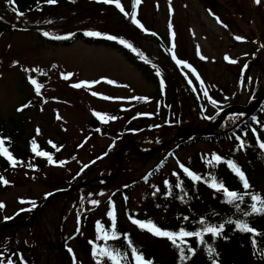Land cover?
Listing matches in <instances>:
<instances>
[{"label": "rangeland", "instance_id": "1", "mask_svg": "<svg viewBox=\"0 0 264 264\" xmlns=\"http://www.w3.org/2000/svg\"><path fill=\"white\" fill-rule=\"evenodd\" d=\"M6 3L8 0H0V4ZM120 3L128 15L115 3L103 0L60 1L23 16L13 12L17 15L12 16L15 30L0 35V117H18L25 137H48L61 142L51 143L54 162L40 155L36 165L6 171L3 180L7 184L0 180V203L4 205L0 208V227H4L0 232V258L4 264L8 258L21 264V255L28 264H67L59 247L62 241L71 264H98V255L94 257L88 245L92 240L88 234L83 230L74 237L71 234L78 215L94 212L91 222L111 191L136 181L183 136L197 138L174 149L173 155L164 159L161 171L183 170L191 164V157L206 160L220 153L219 149L228 150L233 144L209 142L202 138L203 132L192 134L193 129L217 121L223 106L252 103L264 90V0H214L209 4L204 0H141L135 8L134 0ZM133 12L143 27L133 22ZM0 16L9 22L4 9L0 8ZM78 29L115 36L118 42L124 40L123 45L152 70L157 88L113 48L80 39L65 45L49 44L40 42L37 36L38 30L62 36ZM147 31L162 39L190 86L171 70L162 48ZM237 36L243 39H235ZM178 60L186 64H178ZM68 73L71 77L64 79L62 74ZM30 78L37 84H32ZM83 81L99 82L73 87ZM186 87L198 92V98L194 97L198 106V101L202 104L205 116L197 114ZM240 112L232 107L204 132L215 133L234 126ZM95 113L116 119L105 123ZM184 129L188 130L183 136L156 147ZM164 137L167 138L162 141ZM127 139L144 152L155 148L137 155L128 143L120 150L117 169V148ZM90 156H94L92 173L96 168L105 169L102 178L87 176L89 168L80 172ZM115 169L114 176H106ZM89 178L94 179L74 187ZM150 184H137L127 190L131 208L140 203ZM59 188L66 190L47 199L42 209L32 214L48 192ZM75 191L71 206L65 196H72ZM8 218L13 221L4 226Z\"/></svg>", "mask_w": 264, "mask_h": 264}, {"label": "trees", "instance_id": "2", "mask_svg": "<svg viewBox=\"0 0 264 264\" xmlns=\"http://www.w3.org/2000/svg\"><path fill=\"white\" fill-rule=\"evenodd\" d=\"M60 1L67 0H56L57 3ZM204 1L208 4L214 3V0ZM49 5L52 4H49L47 0H15L14 5L0 4L4 13L9 14V22L0 16V35L15 30V27L11 25L15 21L12 16L17 15L13 12L25 13ZM13 8L16 11H13ZM86 33L88 32L78 29L67 35L56 36L45 35L44 32L38 30L37 36L40 42L49 44L65 45L74 39H80L87 44H101L113 48L157 88L158 83L152 70L129 48L106 36H89ZM171 70L173 71L172 68ZM186 89L190 95L189 88L186 87ZM195 92L198 94L197 91ZM240 114L241 117L234 126L215 133L203 134L202 138L209 142L231 143L233 146L228 150L219 149L220 153L216 152V156L220 157L219 161L213 157H206V160L198 156L189 158L191 164H186V168L200 179H194L182 169L160 170L164 159L173 155L174 149L189 144L197 138L195 136L183 137L166 151L157 164L138 177L136 181L126 183L111 191L104 202L105 206L96 211L93 222H90V218L94 212H87L81 217L78 215L77 226L71 232L72 236L74 237L83 230L92 239L89 241L91 243L88 242L92 250L95 248L98 253L102 248L118 251L120 264H135L132 255L133 248L138 254H142L145 260L152 261V264H213V260H217L218 264H264V214L244 215L246 212L251 213L250 206L253 203L261 207L259 202L251 199L252 195H259L264 199V148L261 147V144H264V96L253 112H240ZM23 131V123L18 117L13 115L0 117V139L4 140L3 147L16 161L13 166V162L7 155L0 154V178H4L5 172L15 167L36 165L40 156L37 152H45L51 156L55 154L51 143H61L48 137L43 139L25 137ZM166 138L164 137L162 141ZM34 147L36 151H33ZM46 158L47 156L44 159ZM93 158L94 156L89 157V162L80 172L87 168H89L86 172L87 176H98L105 172L103 168V170L96 168L95 173H92ZM229 161L235 163L244 173L250 185L248 189L243 187V181L229 166ZM154 177L155 181L150 180ZM149 181L151 184L144 189L140 203L131 208L127 203L130 193L127 190L134 185ZM221 182L227 190L243 195V200L229 203L225 192L212 186L213 183L219 185ZM245 193L248 194L245 195ZM75 195H77L76 191L72 196L64 195L65 199H69L71 206ZM238 220L246 221L258 234L238 230L235 224ZM133 221H151L162 230L177 233L181 229L189 232L200 231L203 233L204 242L201 243L196 236L185 237L186 243L177 238V244L184 248V255L190 256V259L182 261L179 248L171 240L167 237L156 236ZM221 224L224 225L223 230L215 238L212 233L203 232L206 227ZM7 229L8 227L5 228L6 231ZM105 235L109 238L105 239ZM113 235L117 238H111ZM189 247L195 249L194 254L188 252ZM210 247L215 249L211 254L209 253ZM96 262L112 264L107 256L100 255L96 257Z\"/></svg>", "mask_w": 264, "mask_h": 264}, {"label": "snow or ice", "instance_id": "3", "mask_svg": "<svg viewBox=\"0 0 264 264\" xmlns=\"http://www.w3.org/2000/svg\"><path fill=\"white\" fill-rule=\"evenodd\" d=\"M47 2L49 4H54L56 3V0H47ZM104 3H115L116 7L120 9L121 12H125V9L122 7L121 3H120V0H103ZM8 3L10 5H14L15 4V0H8ZM141 3V0H134V4H133V7L135 8L136 5L140 4ZM256 3H259V0H256ZM13 11H16L15 8H13ZM17 14L19 16H23V13L22 12H17ZM125 15H128V13L125 12ZM132 20L134 23H136L137 25H139L140 27H143V25H140V22L136 19L135 17V13L133 12V15H132ZM218 22L219 21V18H217ZM87 35L89 36H100L101 34L98 33V32H89V33H86ZM45 35H47V33H45ZM155 35V34H153ZM173 36H174V33H173ZM108 39H111V40H115L117 39L115 36H108L107 37ZM235 39L237 40H242L243 38L242 37H235ZM120 43H125L124 40H121ZM128 47H131V45H127ZM173 47H175V45L173 44ZM175 59V56L173 57ZM202 59H205L204 57H201ZM226 59H229L228 57H225ZM231 63H236L235 60H230ZM178 64H186V62L184 61H177ZM187 67H191V65H187ZM248 67V65H245V69ZM193 72H195V69H193ZM159 74V73H158ZM71 73H68V74H62L63 78L64 79H68L71 77ZM197 79L199 80V76L197 75ZM30 81L32 84L36 85L37 84V81L35 79H31L30 78ZM99 81H94V82H87V81H83V82H80V83H77V84H74L73 87H76V88H79L81 86H84V85H88L90 83H98ZM108 83L110 84H113L115 83L114 81H111V80H108L107 81ZM161 84L163 86V81H161ZM201 86H203V81H201ZM39 89H40V86L37 85V92H39ZM93 95H98L97 93H92ZM204 95L207 96L208 95V92L207 90L204 91ZM104 99H113L111 97H103ZM132 99H136V100H146L147 98L146 97H132ZM212 103H216L215 101H212ZM95 115H97L98 118H102L103 119V122L107 123L108 122V119H112V120H115L116 117H107V118H104L106 116V114H101V113H95ZM33 144H35V141H33ZM4 145V140L3 139H0V154H4V155H7L8 158L13 162V166H15V163L16 161L12 158L11 154L7 152V149L3 147ZM261 147L264 148V144H261ZM33 151H36L35 147L33 148ZM37 155H43V156H47L48 159H49V162H54L52 161V158L51 156L48 154V153H45V152H37ZM214 159L216 161H219L220 160V157L218 156H215ZM63 162H61L62 164ZM229 166L234 170V172L240 177V179L243 181V187L245 189H248L250 187L249 183H248V180L245 178V175L244 173L241 171V169L233 162L229 161ZM181 167L183 168V165H181ZM184 172L187 173L188 175L190 176H193L194 179H200V177H196L194 176V174H192L187 168H183ZM0 180H2L3 183L7 184L8 181L6 180H3V178H0ZM167 183V182H166ZM213 187H218L220 190H223L226 194V198L228 200L229 203H232L236 200H243V195L241 194H238L237 192H234V191H229L227 190L223 183L221 182L219 185H217L216 183H213L212 185ZM248 193H245V195H247ZM50 195V194H49ZM251 199L253 201H257L261 204V207H257L255 203H253L250 207H251V213H244L245 216H248L252 213H255V214H264V199H262L259 195H252L251 196ZM23 203V201H21ZM93 204H96L98 203L97 201H92ZM4 207V205L2 203H0V208ZM33 207H35V203L33 202ZM239 206L237 205V208ZM23 211V209H22ZM10 219V218H8ZM134 223H137L141 228H144L150 232H152L154 235L156 236H161V237H167L169 240L172 241V243L177 247L179 248L180 250V253H181V256H180V259L183 261L185 259H190V256H185L184 255V248L180 247L179 244H177V238H179L181 240V242L183 243H186V241H184V238L185 237H192V236H196L199 238L200 242L203 243L204 240H203V233L200 232V231H197V232H189V231H184L183 229H181L178 233L177 232H171V231H166V230H162L160 229L158 226H156L155 224H153L151 221H148V222H141V221H133ZM231 222V221H229ZM235 224H236V228L240 231H243V232H248V233H253V234H258L256 233V230L254 228H252L246 221H235ZM114 225H113V229H114ZM223 227L224 225L221 224L219 226H210V227H206L203 229V232H209V233H212L213 237L215 238L216 236H219L223 230ZM109 237L107 235H105V239H108ZM111 238L115 239L117 238L115 235H113ZM91 243V242H90ZM253 243H255V241L253 240ZM188 252L189 253H192L194 254L195 253V249L189 247L188 249ZM69 251H71V249H69ZM215 249L213 248H209V253L211 254L212 252H214ZM93 255L94 257L96 255H100V256H107V258L109 260L112 261V264H120V259H119V252L118 251H111L107 248H102L100 249L99 253H97L96 249L94 248L93 250ZM132 255H133V258H134V261H135V264H152V261L150 260H145V258L143 257L142 254H138L137 253V250L135 248L132 249ZM0 257H2V254H0ZM217 257H218V253H217ZM20 260H21V264H27L26 261L23 260V257L22 255L20 256ZM0 264H4V260L2 258H0ZM7 264H14V262L12 261L11 258H8L7 260ZM213 264H218V261L217 260H213Z\"/></svg>", "mask_w": 264, "mask_h": 264}, {"label": "water", "instance_id": "4", "mask_svg": "<svg viewBox=\"0 0 264 264\" xmlns=\"http://www.w3.org/2000/svg\"><path fill=\"white\" fill-rule=\"evenodd\" d=\"M153 38H154L159 44H162L161 41H160L156 36H153ZM262 97H263V91L259 94V96H258V97H257L252 103H249V104H246V105L232 104V105H228V106L224 107L223 110L220 112L217 121L220 120L221 117H222V115H224L225 113H227L232 107H234V108L237 107V108L240 109L241 111H245V112L253 111V110H254L253 108L259 104V102L261 101ZM251 107H252V108H251ZM250 108H251V110H250ZM217 121H215V122H211V123H209L208 125L203 126V127H197V128H194L192 132H194V133H195V132H197V133L204 132V131H206L209 127H212L213 124L216 123ZM186 130H188V129H184V130H182V131H180V132L174 134V135L171 136L170 138L166 139L165 142H163V143L157 145L156 147H157V148H158V147H161V146H163L165 143H168V142L174 140L175 138H178V137H180V136H183V135L185 134V131H186ZM128 143L131 144V146H132L134 152H135L137 155L147 154V153H149V152H152V151H153V148H155V147H153V148L150 149L148 152H144L143 150L139 149V148L137 147V145L134 143V141H132L131 139H127V140L123 141V142L119 145V147L117 148V154H118V155H117V156H118V160H117V165H116V168H117V169H118V167H119V165H120V162H121V160H120V155H119V154H120V150L122 149L123 146L129 145ZM116 171H117V170L115 169V171L112 172L111 176H114L115 173H116ZM101 178H102V177H101ZM103 178H104V177H103ZM91 179L93 180L94 178L85 179V180L79 182V183H78L77 185H75L74 187H76V186H80V185H84V184H87L88 181L91 180ZM74 187H73V188H74ZM60 192H62V191H61V190H54V191H52V192L49 193L50 195L47 194L46 197L44 198L43 203H42L40 206H38L35 210H33L32 214L35 213V212H37V211H39V210L44 206V203L46 202L47 199L51 198L52 196H54V195H56V194H58V193H60ZM31 218H32V215H31L30 219H31ZM14 222H18V221H14ZM9 223H11V221H7V222H5L3 225L5 226V225H7V224H9ZM1 228L3 229L4 227H1Z\"/></svg>", "mask_w": 264, "mask_h": 264}]
</instances>
